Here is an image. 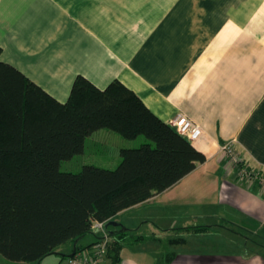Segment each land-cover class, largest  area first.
I'll use <instances>...</instances> for the list:
<instances>
[{
  "label": "crops",
  "instance_id": "crops-1",
  "mask_svg": "<svg viewBox=\"0 0 264 264\" xmlns=\"http://www.w3.org/2000/svg\"><path fill=\"white\" fill-rule=\"evenodd\" d=\"M0 47L60 102L79 74L118 79L163 121L201 127L205 161L131 207L127 234L141 238L116 264H264V189L237 180L220 149L234 141L264 170V0H0Z\"/></svg>",
  "mask_w": 264,
  "mask_h": 264
},
{
  "label": "trees",
  "instance_id": "trees-1",
  "mask_svg": "<svg viewBox=\"0 0 264 264\" xmlns=\"http://www.w3.org/2000/svg\"><path fill=\"white\" fill-rule=\"evenodd\" d=\"M0 47V55H1ZM146 142L121 148L114 169L83 165L78 172L60 164L82 153L85 139L100 129ZM205 155L171 124L157 117L118 79L104 88L77 75L60 102L22 71L0 58V255L14 262H39L73 243L58 264L98 238L121 211L174 185L204 162ZM107 259L119 261L128 228L105 227ZM203 227H193L200 230ZM92 233L87 245L78 240Z\"/></svg>",
  "mask_w": 264,
  "mask_h": 264
},
{
  "label": "rangeland",
  "instance_id": "rangeland-1",
  "mask_svg": "<svg viewBox=\"0 0 264 264\" xmlns=\"http://www.w3.org/2000/svg\"><path fill=\"white\" fill-rule=\"evenodd\" d=\"M143 135H139L134 139L123 138L119 133L106 128L100 129L92 136L85 139L84 149L82 153L74 155L68 160H64L60 164L63 171L78 172L83 165H94L102 168L114 169L120 162V149L138 147L141 143L146 142ZM133 207V206H132ZM133 208H127L119 212L113 221L121 223L124 227L133 228ZM156 219V218H155ZM142 225V234L152 235L151 231H155L157 235L161 231L150 228L147 224ZM133 236V232H132ZM133 238V237H131ZM95 237L92 233L86 234L80 238L78 244L87 245ZM73 243H67L59 246L53 253L49 254L39 262H14L0 255V264H58L61 254L72 252Z\"/></svg>",
  "mask_w": 264,
  "mask_h": 264
},
{
  "label": "built area",
  "instance_id": "built-area-1",
  "mask_svg": "<svg viewBox=\"0 0 264 264\" xmlns=\"http://www.w3.org/2000/svg\"><path fill=\"white\" fill-rule=\"evenodd\" d=\"M171 125L185 138L190 141L196 140L202 133V129L186 115L179 113ZM227 161V166L234 170L236 179L241 182L258 184L264 189V170L250 168L241 154L235 149L234 141L223 143L220 147ZM94 233L98 238L91 246L77 250L64 258L62 264H108V234L103 222L94 221L92 225Z\"/></svg>",
  "mask_w": 264,
  "mask_h": 264
},
{
  "label": "water",
  "instance_id": "water-1",
  "mask_svg": "<svg viewBox=\"0 0 264 264\" xmlns=\"http://www.w3.org/2000/svg\"><path fill=\"white\" fill-rule=\"evenodd\" d=\"M108 226H121V223H118L116 221H108L106 224H105V227H108Z\"/></svg>",
  "mask_w": 264,
  "mask_h": 264
}]
</instances>
